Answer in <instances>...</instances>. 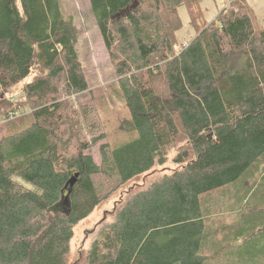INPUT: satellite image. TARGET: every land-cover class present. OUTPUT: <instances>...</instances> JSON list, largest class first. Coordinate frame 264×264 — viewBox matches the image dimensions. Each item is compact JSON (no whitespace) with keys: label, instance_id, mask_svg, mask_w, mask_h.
Instances as JSON below:
<instances>
[{"label":"trees","instance_id":"1","mask_svg":"<svg viewBox=\"0 0 264 264\" xmlns=\"http://www.w3.org/2000/svg\"><path fill=\"white\" fill-rule=\"evenodd\" d=\"M202 1L90 0L116 74L112 102L95 103L127 115L111 139L103 115L83 133L62 116L61 87L88 84L60 0H0V91L38 71L26 106L0 115V264H70L76 226L172 151L177 168L126 192L83 264H246L223 254L264 239V214L247 216L264 212V26L247 0L205 22ZM182 7L202 26L184 46ZM218 197L244 218L219 222Z\"/></svg>","mask_w":264,"mask_h":264},{"label":"rangeland","instance_id":"2","mask_svg":"<svg viewBox=\"0 0 264 264\" xmlns=\"http://www.w3.org/2000/svg\"><path fill=\"white\" fill-rule=\"evenodd\" d=\"M229 0H203L201 8L203 12L204 21L213 20L218 12L222 10ZM251 8L254 10L258 17L259 25L264 26V0H247ZM62 12L66 18L73 22L77 31L76 47L80 56L81 72L88 84L87 91L77 92L67 90L66 87H61L58 92V99L63 104L62 116L67 119V122L72 125L70 133L74 130H79L83 133L87 126L90 124H97L95 118L103 115V120H111L113 125L110 127L109 135L115 134L120 137L123 132V123L127 120L126 113L117 105H109L110 101L109 91L111 86L115 84L116 74L115 68L109 57L108 50L106 49L102 35L96 25L95 17L93 16L90 0H60ZM183 26L178 31L177 36L180 43L184 46L188 40L194 37L202 26L199 24L200 19L195 24H191L192 17L188 14L185 7L179 11ZM202 24V21H201ZM38 75V71L33 70L32 74L25 81L12 86L7 91H0V115L6 109L13 107H24L26 101L24 98V86L31 82ZM102 96L109 99V103H95L96 100L102 101ZM23 113L29 112V107L22 108ZM105 110H108L106 113ZM19 115L21 113H18ZM11 115V114H10ZM16 116V115H15ZM2 122L0 120V126ZM121 133V135H120ZM90 145L93 143L90 142ZM95 157L100 161L98 147L94 146ZM170 153V161L165 165L155 167L153 173L145 174L129 185L125 186L118 191L108 202L101 205L96 209L87 219L80 222L74 231V237L71 242V259L70 264H83L84 256L91 246L92 242L98 237L102 229L111 220L110 212L113 211L116 203L125 196L134 185H142L149 183L160 176L172 172L177 166L172 162V154ZM144 182V183H143ZM260 183L258 191V199L264 195V179L259 178ZM235 202L234 199H227L225 197H218L214 204V208H220V211H227V213L218 217V221L225 226L232 225L233 223L242 220L244 215H239L237 212H231V206ZM264 209V202L260 201ZM227 208V210H226ZM56 211V210H55ZM219 210L216 213L219 214ZM247 216L260 217L264 214L261 210L252 209ZM258 223V222H257ZM260 223V222H259ZM258 223V224H259ZM264 223V222H263ZM248 225H253L248 223ZM252 228L248 227L242 232L244 237L250 236ZM219 243L217 245H224L228 242L229 238L225 234H221ZM238 241L228 246L227 252L223 255L232 260H243L245 258L246 264H263L264 263V239L261 235L258 238H253L250 242H243L239 236ZM241 240V241H240ZM237 250V251H235ZM224 256H221L223 258ZM223 262H226L222 260Z\"/></svg>","mask_w":264,"mask_h":264},{"label":"water","instance_id":"3","mask_svg":"<svg viewBox=\"0 0 264 264\" xmlns=\"http://www.w3.org/2000/svg\"><path fill=\"white\" fill-rule=\"evenodd\" d=\"M77 177H78V174H76V176L73 177V178L69 181V185H70L71 188L74 187V185L76 184V182H77ZM67 201H68V198H66L65 203H66Z\"/></svg>","mask_w":264,"mask_h":264}]
</instances>
